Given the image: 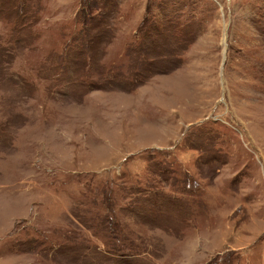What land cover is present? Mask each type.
<instances>
[{
  "label": "rangeland",
  "instance_id": "rangeland-1",
  "mask_svg": "<svg viewBox=\"0 0 264 264\" xmlns=\"http://www.w3.org/2000/svg\"><path fill=\"white\" fill-rule=\"evenodd\" d=\"M0 264H264V0H0Z\"/></svg>",
  "mask_w": 264,
  "mask_h": 264
}]
</instances>
